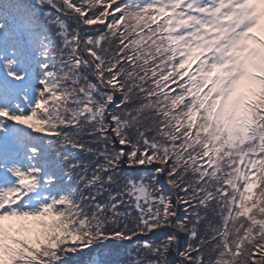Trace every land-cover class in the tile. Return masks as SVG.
<instances>
[{
    "label": "snow or ice",
    "instance_id": "snow-or-ice-1",
    "mask_svg": "<svg viewBox=\"0 0 264 264\" xmlns=\"http://www.w3.org/2000/svg\"><path fill=\"white\" fill-rule=\"evenodd\" d=\"M0 264H264V0H0Z\"/></svg>",
    "mask_w": 264,
    "mask_h": 264
},
{
    "label": "trees",
    "instance_id": "trees-1",
    "mask_svg": "<svg viewBox=\"0 0 264 264\" xmlns=\"http://www.w3.org/2000/svg\"><path fill=\"white\" fill-rule=\"evenodd\" d=\"M115 7V6H114ZM113 51H115V49H113ZM85 139L87 140V139H90L89 137H85ZM80 159H81V161H83L85 164H87L88 163V161H89V159H90V157L87 155V154H81L80 155Z\"/></svg>",
    "mask_w": 264,
    "mask_h": 264
},
{
    "label": "rangeland",
    "instance_id": "rangeland-1",
    "mask_svg": "<svg viewBox=\"0 0 264 264\" xmlns=\"http://www.w3.org/2000/svg\"><path fill=\"white\" fill-rule=\"evenodd\" d=\"M257 34H259V33H257ZM174 86V85H173Z\"/></svg>",
    "mask_w": 264,
    "mask_h": 264
}]
</instances>
